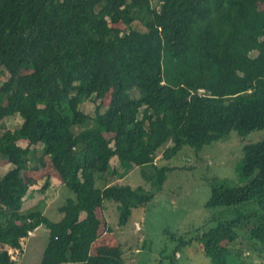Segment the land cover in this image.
I'll use <instances>...</instances> for the list:
<instances>
[{
  "label": "trees",
  "instance_id": "trees-1",
  "mask_svg": "<svg viewBox=\"0 0 264 264\" xmlns=\"http://www.w3.org/2000/svg\"><path fill=\"white\" fill-rule=\"evenodd\" d=\"M156 1L0 0V71L7 73L0 131L4 118H21L0 133V154L11 165L0 177V264H20L14 253L41 225L48 237L39 264H126L120 244L116 252L91 251L102 226L97 212L117 203L124 226L153 193L111 177L149 166L145 179L159 190L172 169L156 166L159 149L169 159L232 130L264 128V7L255 10L264 0ZM87 99L98 103L92 115L81 109ZM43 157L73 194L55 221L39 203L22 209L24 172L45 166ZM239 176L238 185L210 182L205 206L231 215L210 219L214 225L197 235L214 264L240 262L245 249L264 253V137L243 145Z\"/></svg>",
  "mask_w": 264,
  "mask_h": 264
},
{
  "label": "rangeland",
  "instance_id": "rangeland-1",
  "mask_svg": "<svg viewBox=\"0 0 264 264\" xmlns=\"http://www.w3.org/2000/svg\"><path fill=\"white\" fill-rule=\"evenodd\" d=\"M151 3L157 5L156 0H151ZM263 7L264 4L261 2L255 4L256 11H262ZM115 25L124 28L121 22ZM132 25L143 29L138 21L133 22ZM6 77L7 73L0 71V83ZM108 99L107 93L105 98L99 101L102 104L101 110ZM97 104L87 99L81 104V109L92 115ZM20 122L21 118L16 114L4 118V127L0 133L5 129H14ZM104 136L111 140L113 134L104 133ZM263 137L264 128L245 134L232 130L225 138L205 145L198 151L184 146L169 159L162 158V148L159 149L155 158L156 166L172 167L167 172L166 179L159 190L154 189L145 179L144 172L149 174L153 171L149 166L144 169L132 166L120 176L118 174L111 177L114 184L142 186L153 193V198L145 206L134 207L124 226L118 225L117 203L106 201V207L97 212L102 221L97 242L103 246H94L93 252H116L117 245L120 244L126 264H168L170 256H174L172 264H214L202 251L197 235L210 219L231 215H221L220 207L205 206L210 196V182L226 179L232 185L241 184L239 166L242 147L246 143L256 142ZM25 142L26 140H21L19 144L26 146ZM36 149V155H41L43 146L36 145ZM43 159L45 166L24 172L27 189L31 192V196L23 201L22 207L26 209L32 203H39L38 206L45 211V215L55 221L58 214L55 205L65 201L62 198L64 194L60 193L61 190H57L56 184H59V180H57L56 171L50 162L46 161V157ZM110 161L119 171L123 170L116 157H112ZM6 163L8 161L0 154V175L4 173ZM46 179L48 185L42 189ZM52 182H54L53 185ZM209 225H214V222ZM47 237V229L43 225L37 227L23 241V253L19 257L14 253L13 257L20 264H39ZM185 240L186 243H183L182 241ZM222 244H227V240H223ZM8 251L13 252L12 249ZM241 258L243 259L240 261L241 264H264V253L256 255L255 252L245 249L240 252L238 259ZM228 260L230 261L228 264H240L238 261H231V257Z\"/></svg>",
  "mask_w": 264,
  "mask_h": 264
},
{
  "label": "crops",
  "instance_id": "crops-1",
  "mask_svg": "<svg viewBox=\"0 0 264 264\" xmlns=\"http://www.w3.org/2000/svg\"><path fill=\"white\" fill-rule=\"evenodd\" d=\"M21 140H23V139H21ZM20 140V141H21ZM20 141H18L17 143L19 144L20 143ZM25 143H27V141L25 142ZM19 145H21V144H19ZM22 146V145H21ZM111 162V161H110ZM10 164L9 163H6V168H5V170L3 171V172H5V171H7L9 168H10ZM3 175V173L0 175V177ZM56 178L54 177V180H55ZM57 180H59V184L57 183L56 185H57V190H61V192L60 193H62V194H64V196L62 197V198H64L63 200H65L66 198H68V197H73V194L63 185V183H62V181H61V179L59 178L58 179V176H57ZM53 183L54 182H52V185H53ZM31 196V192H29V190L27 189V192H26V194L24 195V197H23V201L24 200H27V199H29V197ZM54 197H55V195H54ZM53 197V198H54ZM62 200V201H63ZM64 202V201H63ZM63 202H61L60 204L59 203H57L56 205H55V209L57 210L58 209V206H60ZM23 204V203H22ZM36 202L35 203H32L31 205H29L27 208H26V210L27 209H30V208H33L34 206H36ZM22 209H23V207H22ZM25 209V208H24ZM42 212H43V214H45V211L44 210H42ZM57 212H58V210H57ZM83 215H84V213H82L81 214V216L83 217ZM60 217H61V214L58 212V214H57V219L56 220H58V219H60ZM98 240V239H97ZM96 243V244H95ZM95 243H93L92 244V246H91V251L93 252V249H94V246H96V245H99V247H100V245H103V244H99L97 241L95 242ZM21 258V257H20Z\"/></svg>",
  "mask_w": 264,
  "mask_h": 264
},
{
  "label": "built area",
  "instance_id": "built-area-1",
  "mask_svg": "<svg viewBox=\"0 0 264 264\" xmlns=\"http://www.w3.org/2000/svg\"><path fill=\"white\" fill-rule=\"evenodd\" d=\"M31 233H32V231H28V232H27L28 235H31Z\"/></svg>",
  "mask_w": 264,
  "mask_h": 264
}]
</instances>
